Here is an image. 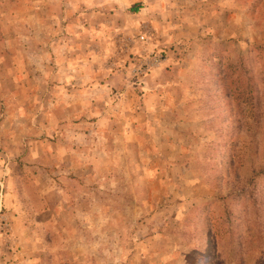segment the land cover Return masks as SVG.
Instances as JSON below:
<instances>
[{
    "label": "rangeland",
    "instance_id": "374dc122",
    "mask_svg": "<svg viewBox=\"0 0 264 264\" xmlns=\"http://www.w3.org/2000/svg\"><path fill=\"white\" fill-rule=\"evenodd\" d=\"M0 264H264V0H0Z\"/></svg>",
    "mask_w": 264,
    "mask_h": 264
},
{
    "label": "trees",
    "instance_id": "16d2710c",
    "mask_svg": "<svg viewBox=\"0 0 264 264\" xmlns=\"http://www.w3.org/2000/svg\"><path fill=\"white\" fill-rule=\"evenodd\" d=\"M141 8V5L140 4H136L134 5L133 7H131V10L134 11V12H138Z\"/></svg>",
    "mask_w": 264,
    "mask_h": 264
}]
</instances>
